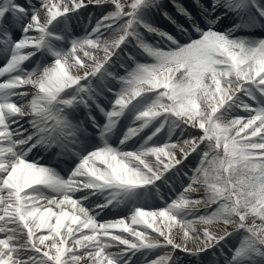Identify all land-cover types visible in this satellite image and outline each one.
<instances>
[{
  "label": "snow or ice",
  "instance_id": "snow-or-ice-1",
  "mask_svg": "<svg viewBox=\"0 0 264 264\" xmlns=\"http://www.w3.org/2000/svg\"><path fill=\"white\" fill-rule=\"evenodd\" d=\"M0 264H264V0H0Z\"/></svg>",
  "mask_w": 264,
  "mask_h": 264
}]
</instances>
